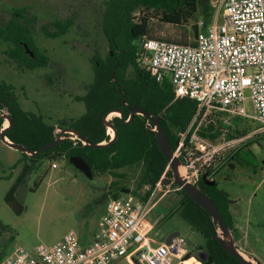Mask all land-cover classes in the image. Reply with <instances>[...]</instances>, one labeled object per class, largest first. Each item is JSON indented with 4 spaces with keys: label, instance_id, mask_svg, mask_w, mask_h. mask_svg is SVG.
<instances>
[{
    "label": "rangeland",
    "instance_id": "obj_1",
    "mask_svg": "<svg viewBox=\"0 0 264 264\" xmlns=\"http://www.w3.org/2000/svg\"><path fill=\"white\" fill-rule=\"evenodd\" d=\"M107 1L0 0V28L11 19L16 9H26L29 12L35 44L50 59L48 67L25 69L10 58L7 52L11 48L9 44L0 45V80L14 86L24 110L42 115L52 125L77 119L86 112L85 103L78 101L77 97L84 96L87 86L94 81L91 58L96 54L105 58L110 50L102 27ZM194 1L199 6L197 13L180 25L164 23L160 21L159 14L150 12L156 36L181 39L187 35L190 41H194L193 28L195 25L200 27L205 17L210 21L209 26L222 20L223 0ZM68 22L71 24L65 35L57 38L47 36V33L59 30L55 24ZM247 72L249 74L251 71ZM246 95L249 97L250 91ZM246 109L249 114H253L249 98ZM114 117L116 116L112 115L110 119ZM215 120L219 126V119ZM248 123L251 130L246 136L227 139L224 134L231 129L225 125L233 124L224 122V129L220 130L222 134L213 143L221 145L237 139L241 142H236L220 152L216 163L220 168L215 179L219 180V187L230 195L235 224L239 229L236 246L241 252L264 264V135H253L256 125L251 121ZM252 141L253 144L246 148ZM240 147L254 153L255 161L259 163L257 170L244 167L245 169L230 171L227 163L232 161L231 157ZM69 159L64 157L55 161L59 165L56 169L51 167V162H43L40 170L18 191L17 197L26 210L22 215H17L7 204L6 195L25 161L22 152L0 140V264L17 247L33 250L39 245L52 246L68 232H74L82 242L94 239L102 225L106 205L113 199L110 185L116 178L110 174L92 173L93 178L90 179L76 169ZM142 170V166H137L118 171L124 174L123 178L118 179L120 185L130 191L126 194L125 190L122 197L135 196L133 191L136 190ZM42 176L44 178L39 187L32 190L36 180ZM163 177L170 180V185L165 186V180L158 182L161 187L153 193V215H169L182 199L180 188L175 186L173 174L172 177ZM148 188H142L139 194L144 196ZM166 218L156 238L163 240L164 234L176 229L185 239L184 246L190 251V257H195L192 262L197 259L204 264L206 257L201 250L204 247L202 235L176 212L172 218ZM117 264L133 263L123 259ZM173 264H177V261Z\"/></svg>",
    "mask_w": 264,
    "mask_h": 264
},
{
    "label": "trees",
    "instance_id": "obj_2",
    "mask_svg": "<svg viewBox=\"0 0 264 264\" xmlns=\"http://www.w3.org/2000/svg\"><path fill=\"white\" fill-rule=\"evenodd\" d=\"M198 7V3L194 0H108L102 27L109 41L110 50L105 58L100 54L91 58L94 81L87 86L84 96L77 97V100L84 102L86 106V112L77 119L64 120L57 125L49 124L42 115L24 110L14 86L0 80V113L7 111L12 119V126L6 133L7 138L26 146L32 152L55 141L56 127L73 129L94 144L109 143L110 135L108 129L104 127V117L113 111H121L124 117L123 120L118 116L112 119L116 138L104 148L94 149L82 145L81 142L75 144L73 140L67 139L37 156L22 153L24 165L6 195L7 204L17 215H22L26 210L23 202L17 197L18 191L40 170L45 160L52 164L64 157L83 158L90 165L93 175L110 174L116 178L110 185L113 199L122 197L123 192L127 191L118 180L124 177V174L118 172L120 170L142 166L141 177L133 194L143 201L149 199L164 174L172 177V171L168 169L169 163L157 144L149 119L135 115L130 122L124 123V121L129 119L130 107L134 106L140 107L151 116L156 115L168 136L171 150L173 152L176 150L181 134L189 126L197 104L188 99H176L168 80L162 83L153 80L139 67L137 53L143 42L148 39L187 46L195 45L200 30L198 25L193 28L194 41H190L187 35L181 39L160 38L155 34L149 15L150 12H156L160 15V21L180 25L193 17ZM29 21V12L26 9H16L11 19L0 28V45L7 43L11 46L7 52L22 68L34 70L48 67L50 59L36 46ZM207 21L205 17L203 29L209 26L210 21ZM70 24L71 22L55 24L59 30L47 33V36L57 38L65 35ZM223 119L221 117L218 120L219 126L215 133L211 132L213 130L211 126L209 132L204 130L202 135L212 140L219 138L222 134L220 130L224 129ZM228 122L233 126L225 125L231 129L224 134L227 139L246 136L251 130V125L244 119L232 118ZM5 123V120L0 118V135ZM251 144L253 141L245 147L249 148ZM246 148L240 147L233 154L232 161L227 163L230 171L236 167V164L257 167L250 158V156L254 158L252 151ZM43 178L44 176L36 180L32 190L39 187ZM146 186L149 188L142 196L139 191ZM175 186L180 188L178 185ZM199 188L216 203L237 242L239 229L230 211V195L221 189L218 183L210 187L201 180ZM180 191L182 194L180 203L173 212L165 215V218L167 217V220L172 218L176 212L182 220L202 235L204 247L201 250L206 257L204 264H243L228 254L221 242L215 238L218 234L217 228L207 212L183 189L180 188ZM187 258H190V255Z\"/></svg>",
    "mask_w": 264,
    "mask_h": 264
},
{
    "label": "built area",
    "instance_id": "obj_3",
    "mask_svg": "<svg viewBox=\"0 0 264 264\" xmlns=\"http://www.w3.org/2000/svg\"><path fill=\"white\" fill-rule=\"evenodd\" d=\"M223 7L222 20L206 29L202 22L195 45L148 39L137 53L139 67L153 80H168L176 99L197 104L174 151L185 165L188 182L197 187L205 176L216 175L220 152L240 141L215 145V140L204 137L202 132L211 126L216 132L215 118L251 121L256 125L252 134L264 135V0H223ZM248 98L253 114L246 109ZM108 135H113L110 129ZM153 193L146 201L132 195L111 199L92 241L82 242L68 232L52 246L17 247L1 264H114L122 259L133 264H186L193 256L186 259L190 251L182 235L170 245L166 244L169 233L163 240L156 238L165 215H153Z\"/></svg>",
    "mask_w": 264,
    "mask_h": 264
},
{
    "label": "water",
    "instance_id": "obj_4",
    "mask_svg": "<svg viewBox=\"0 0 264 264\" xmlns=\"http://www.w3.org/2000/svg\"><path fill=\"white\" fill-rule=\"evenodd\" d=\"M124 103H126L125 99H124ZM112 113H117L116 116L120 117L122 120L124 119L121 111L110 112L104 117L103 120L104 127L110 129L113 134L112 137H110L109 143L94 144L90 142L87 138L83 137L79 132L73 129L70 128L62 129L56 127L55 134L57 132H60V134L56 136L55 141L51 144L43 146L38 151L32 152L26 146L14 143L7 138L6 135L7 130L12 126V119L7 111L0 113V118L4 119L5 122H7V125H5L3 130L1 131L0 140L7 146L19 150L20 152L27 154L29 156H37L43 151L58 146L64 140L67 139H75L81 142L82 145L84 146H89L94 149H101L107 146L108 144H110L111 142H113L116 138V131L111 123L112 119H110V115ZM135 115H142L147 119H149V121L152 123L151 130L156 137L158 146L160 147L162 153L164 154L165 158L169 163L168 169L172 171L174 183L178 185L181 189H183L212 218V221L216 226L218 233L215 238L221 242V245L224 248V250L228 254L237 258L243 264H261L258 260H256L252 256L245 254L239 250V248L235 244L233 233L231 232L229 226L225 222L221 214V211L216 205V203L207 194L203 193L199 187L188 182L185 165L182 163V161L179 158L175 156L174 152L171 150L168 136L165 130L163 129L159 117H157L156 115L151 116L140 107L134 106V107H130V117L127 121H124V123L130 122L135 117ZM69 160L76 167V169L84 173L90 179L93 178L91 167L83 158L79 156H73L70 157ZM163 180H165L164 181L165 186L170 185L169 179H164L163 177L162 181ZM203 182L208 186H215L216 184L215 181H210L206 176L203 178ZM129 193L130 191L127 190L126 194ZM219 231L221 232V235ZM179 236H181V232L179 231H174L170 233L166 238V244L170 245L172 243V240Z\"/></svg>",
    "mask_w": 264,
    "mask_h": 264
},
{
    "label": "flooded vegetation",
    "instance_id": "obj_5",
    "mask_svg": "<svg viewBox=\"0 0 264 264\" xmlns=\"http://www.w3.org/2000/svg\"><path fill=\"white\" fill-rule=\"evenodd\" d=\"M60 134V132H57L56 133V136L57 135H59ZM70 140H72V139H70ZM249 155V154H248ZM250 156V155H249ZM253 156H254V158L253 157H251L250 156V158L252 159V161L255 163V164H257V167L255 166V165H253V166H250L251 168H252V170L254 171V170H257L258 168H259V163H257L255 160H256V157H255V155H254V153H253ZM250 168V167H247V166H240L239 164H238V166H237V164H236V167L234 168V169H232L231 171H237L238 169H243V168ZM220 168V167H219ZM244 168V169H245ZM219 173V169H218V171H217V173H216V175L214 176V178H212V179H209L210 181H215V183L217 184L218 183V185H219V180H217V179H215L216 178V176H217V174ZM164 176H165V174H164ZM205 184V183H204ZM215 184V185H216ZM206 185V184H205ZM208 186V185H207ZM199 187V186H198ZM210 187H213V186H210ZM231 203L232 202H230V197H229V204H230V211H231V213H232V215H233V217H234V219H235V215H234V212L232 211V208H231ZM205 257V256H204Z\"/></svg>",
    "mask_w": 264,
    "mask_h": 264
},
{
    "label": "bare ground",
    "instance_id": "obj_6",
    "mask_svg": "<svg viewBox=\"0 0 264 264\" xmlns=\"http://www.w3.org/2000/svg\"><path fill=\"white\" fill-rule=\"evenodd\" d=\"M112 115L116 116L117 113H112L110 116H112ZM181 172H182V171H181ZM193 259H195V258L193 257V258L189 259V260L186 262V264H200V262H199L197 259L194 260V261L192 262Z\"/></svg>",
    "mask_w": 264,
    "mask_h": 264
},
{
    "label": "crops",
    "instance_id": "obj_7",
    "mask_svg": "<svg viewBox=\"0 0 264 264\" xmlns=\"http://www.w3.org/2000/svg\"><path fill=\"white\" fill-rule=\"evenodd\" d=\"M174 231H177V230H176V229H172V231H170L169 234L172 233V232H174ZM169 234H168V235H169ZM122 260H123V259H122ZM120 261H121V260H120ZM118 262H119V261H118ZM118 262H116V263H114V264H117Z\"/></svg>",
    "mask_w": 264,
    "mask_h": 264
}]
</instances>
